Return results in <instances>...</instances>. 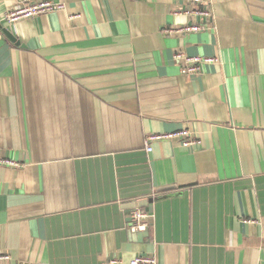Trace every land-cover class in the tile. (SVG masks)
<instances>
[{
    "label": "crops",
    "instance_id": "1",
    "mask_svg": "<svg viewBox=\"0 0 264 264\" xmlns=\"http://www.w3.org/2000/svg\"><path fill=\"white\" fill-rule=\"evenodd\" d=\"M53 1L0 0V264H264V0H203L175 36L177 0Z\"/></svg>",
    "mask_w": 264,
    "mask_h": 264
},
{
    "label": "built area",
    "instance_id": "2",
    "mask_svg": "<svg viewBox=\"0 0 264 264\" xmlns=\"http://www.w3.org/2000/svg\"><path fill=\"white\" fill-rule=\"evenodd\" d=\"M185 4L178 10H175V14H185L188 19L192 18L193 21H188L182 25H173L166 27L164 33L167 35H184L191 32H198L205 29L203 23L196 22V17L209 18L212 16L208 5L204 3L203 0H177ZM62 9V4L54 2L53 0H19L18 5L10 9L5 15L6 19L13 22L21 18H30L39 14L48 13L55 10ZM176 59L180 60L181 72L184 75L193 76L201 71L203 64H212L218 61L217 57L214 56H191L185 52L178 51L175 54ZM183 136L184 146H194L200 143V140L192 134L188 129L184 128L175 134L166 135H154L149 136L146 140L147 150H150L151 141L159 138H170L174 135ZM10 165H16V162L6 161ZM153 215L146 210L141 208L132 209L129 212V222L128 227L131 231H144L151 227V218ZM254 220H245V222L251 223ZM11 259L9 254H0V262H7ZM112 263L117 264V260H112ZM156 259L152 255H138L131 260V264H156Z\"/></svg>",
    "mask_w": 264,
    "mask_h": 264
},
{
    "label": "water",
    "instance_id": "3",
    "mask_svg": "<svg viewBox=\"0 0 264 264\" xmlns=\"http://www.w3.org/2000/svg\"><path fill=\"white\" fill-rule=\"evenodd\" d=\"M10 37H11V39H12V40L16 41V38H14V37H13V36H11V35H10Z\"/></svg>",
    "mask_w": 264,
    "mask_h": 264
}]
</instances>
